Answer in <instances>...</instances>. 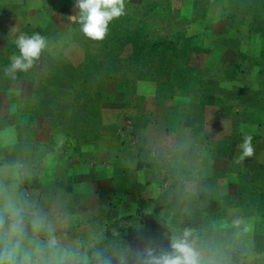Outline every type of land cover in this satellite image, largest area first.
<instances>
[{
    "label": "rangeland",
    "instance_id": "obj_1",
    "mask_svg": "<svg viewBox=\"0 0 264 264\" xmlns=\"http://www.w3.org/2000/svg\"><path fill=\"white\" fill-rule=\"evenodd\" d=\"M181 2L125 0L124 14L109 22L105 39L96 41L86 37L80 24L70 18L79 11L74 6L75 0H0V32L8 40L7 46L0 49V69L5 70L10 66L11 51L17 47V39L21 35L39 33L46 40V47L37 59V68H29L30 71L22 74L33 82V95L18 108L17 122H27L31 117L45 115L50 117L52 130L51 139L43 144L36 145L24 138L13 147L0 148V160L4 158L2 164H9L13 169L7 172L0 167V189L2 187L7 191L13 185L9 176H15L19 200L25 203L21 196L22 188L38 186L42 159L49 152L70 155L78 151L82 155L79 151L87 147L88 152L83 150V153L99 156L100 150L107 161L111 160L113 152L105 148L109 143L105 141L104 145L100 141L103 138L102 130L108 125V129L116 128L119 131L120 143L130 145L134 144L133 140H138L136 133L146 132L153 142L152 148L144 149L163 150V161L169 159L168 154L173 150L171 146L178 142L174 152L175 161L179 164L193 163V167L176 166L178 171L170 176L162 161L159 175L152 181V191L158 188L159 194L174 177V181L180 179L187 182L182 186L176 184L178 206L182 209L190 207L196 187L205 188L207 196H211L217 186L221 192L230 189L227 193H234L241 185L244 196L240 199L242 204L228 214V218L233 219L230 221L232 224H228L231 230L241 228L242 219L255 212L259 195L264 193V169L250 166L251 162L264 164L256 160L258 157L264 158V0H192L190 16L183 18H180ZM196 17H202L203 29L189 34V30L198 26L193 24ZM143 22L151 29L152 33L148 35L150 40L169 37L176 41L177 47L183 49L186 43L184 36L195 35L197 38L200 48L193 49V44L189 43L186 47V50H191L189 55L182 56L178 67L173 66L172 74L164 82L148 79L146 74L139 77L136 69L140 67L148 74L149 65L142 61H128L121 49L123 47L119 46V35L136 26L143 27ZM108 69L110 74H105ZM17 72L11 77H19L16 76ZM95 91H99L100 96L92 101L89 92L94 94ZM160 106L163 107L164 119L161 117L162 110L154 111ZM36 112L39 114L33 115ZM131 118L146 122H140L137 130H131L128 128ZM2 120L5 121L4 118ZM164 126V140L161 145H155ZM24 128H19V133ZM96 129L99 130L98 138L84 142ZM189 131L203 139L204 143L197 146L190 144ZM249 135L255 153L238 162L242 152L239 145ZM207 144L211 147L208 148ZM96 146L98 148L95 150ZM142 156L150 158L145 154ZM151 156L155 159V155ZM207 158L217 160L221 167L212 174L196 171L197 167L208 163ZM118 167L112 168L111 189L113 193L116 190L118 195L127 198L123 188L131 185V176L127 172L117 173ZM219 170L226 172L225 175L229 172L235 174L234 186L222 184L228 176L225 178L224 173L217 175ZM239 176L242 177L241 183ZM69 182L70 177L67 190L71 191ZM99 186L104 194L107 193V183H100ZM135 195L145 199L140 204L141 222L156 221L165 225L171 231L168 239L174 235L183 238L187 232L188 240H194L190 237V231L169 224L170 212L167 209L147 200L145 184L140 191L135 190ZM94 201L91 204L90 201L86 202V211L95 210ZM112 201L115 202V197ZM63 213L61 225L65 226L71 214ZM109 216L118 215H108L100 220L89 215L93 219L90 222L92 233L83 235L87 237L81 241L71 240L70 244L64 238L57 239L56 259L62 264H75L95 257L94 245L104 235ZM122 222L126 224L128 220ZM213 223L227 224L224 219H216ZM113 229L118 236L122 234L117 226ZM212 239V236H208L203 243L206 250L211 249L213 256L200 251V264H242L240 258L222 251L220 243ZM206 256L214 262L208 261Z\"/></svg>",
    "mask_w": 264,
    "mask_h": 264
},
{
    "label": "crops",
    "instance_id": "obj_2",
    "mask_svg": "<svg viewBox=\"0 0 264 264\" xmlns=\"http://www.w3.org/2000/svg\"><path fill=\"white\" fill-rule=\"evenodd\" d=\"M192 0H182L181 2V17L190 16V4ZM197 24V28L194 30H189V34L195 32L196 30L203 29L202 17H196L193 20ZM188 34V33H187ZM8 40L0 32V49L7 46ZM19 55L18 47L13 48L10 57L13 55ZM10 60V59H9ZM38 60L35 59L30 68H37ZM37 62V63H36ZM19 77H11V75H6L4 69H0V116H10L15 120V114L18 111L21 103L30 99L33 95V82L22 75H16ZM163 107H156L154 111H161ZM161 117L164 119L163 110L161 111ZM17 114L16 120H12L0 128V144H13L18 140L17 133ZM140 122H146L140 118H131L128 122V128L137 130L138 124ZM33 127H32V137L34 141L39 143L47 142L52 137V130L50 124V117L45 115H37L33 117ZM137 124V125H136ZM103 128L101 143L105 146L107 150L113 152V157L111 160L107 161V157L100 150L99 156H90L87 147L81 149L82 155L77 152H72L70 155H61L60 153H46L42 159V166L38 174V186H29L22 188L21 196L26 204L30 208L31 213L39 214L45 217L50 223L53 229V235L55 239L64 238V241L71 244V240L78 239L83 240V235L86 233H92L93 219L89 215H94L99 220L108 215H119L123 213H132L137 207V203L134 200H125L121 202H113L112 198L114 193L111 189L110 182L112 180V168L114 166L134 168L137 160V151L139 148H152L151 142H153L152 137L146 132L140 131L137 134L138 140L132 141L134 144L120 143L119 131L114 129ZM149 127V125H148ZM189 127V125H188ZM164 128L162 134L159 135L155 140V145H161L164 140ZM139 131V130H138ZM203 139L195 137L189 131L188 141L192 145L203 144ZM106 141V143H105ZM127 142V141H126ZM202 146V145H201ZM160 147V146H159ZM207 147L210 148L207 144ZM98 148L97 146L95 147ZM178 148V142L171 146L172 152L168 154V160L163 161L164 156L160 151H155L152 149L151 154L153 156V162L150 167H143L141 169L135 170L136 180L139 182H146L145 190L147 191V196L155 197L158 194V188L152 191V181L159 175L158 169L160 168V163L163 161L166 170L168 166H179L191 169L193 163L189 164H179L176 162L174 157V152ZM102 154V155H101ZM77 159V160H76ZM208 163L205 166L197 167L196 171H204L205 174H212L216 168L221 167L216 160L212 158H207ZM256 159V158H255ZM256 160L264 162V158L258 157ZM96 162V163H95ZM0 167L7 172H11L13 169L9 164H0ZM224 175L226 172H223ZM163 174V172H162ZM235 174L229 172L227 180L225 179L222 184L229 183V185L234 186L235 184ZM8 176V175H7ZM10 177V182L13 183L7 189H0V197L4 194L10 195L12 198L19 200V190L17 185H15V176ZM70 177L71 191L67 190V181ZM9 182V183H10ZM107 183L108 189L107 193H103L100 189V183ZM2 183H0L1 185ZM60 185V187L58 186ZM15 185V186H14ZM14 187V188H13ZM230 190V189H229ZM228 190V191H229ZM227 191V192H228ZM16 197V198H15ZM90 198V200H89ZM73 199V200H72ZM83 199H86L85 201ZM94 201L95 210H87V201ZM74 206V207H73ZM92 206V205H91ZM100 207L102 210H100ZM237 206L229 207L227 209V216L225 215L220 220H225L227 224H232L233 219L228 218V214ZM63 212H68L71 214L69 221H66V227L61 225V217L65 214ZM60 213V214H59ZM83 222V223H81ZM101 221H99L100 223ZM65 227V228H64ZM77 229V230H76ZM241 229V230H240ZM232 231L229 238V247L235 250L237 253L243 255V260L245 264H264V213L258 214L256 212L246 215L241 221V228ZM83 232L81 233V231ZM72 231V232H71ZM72 233V238H71ZM65 236V237H64ZM41 239H45L44 234H40ZM189 244L196 249V243L194 240H188ZM66 243V242H65ZM258 245L259 249H255V245ZM256 245V246H257ZM205 256V255H203ZM202 256V257H203ZM207 257V256H206ZM208 258V257H207ZM208 261L214 262L213 260L207 259Z\"/></svg>",
    "mask_w": 264,
    "mask_h": 264
},
{
    "label": "trees",
    "instance_id": "obj_3",
    "mask_svg": "<svg viewBox=\"0 0 264 264\" xmlns=\"http://www.w3.org/2000/svg\"><path fill=\"white\" fill-rule=\"evenodd\" d=\"M142 26L143 27L136 26V28L127 31L125 34H121L118 37L119 46L123 47L121 49L125 52V57L128 61H142L144 64L149 65L148 74L146 70L140 67L136 69L139 77L146 74L148 79L164 82V79L169 78L172 74L173 66L176 65L178 67L179 60L182 56L189 55L191 50H186L189 43L191 45L193 44V49L198 50V48H200L197 45V38L195 35H186L183 37L186 43L182 49L181 47H177L178 44L176 45V41L169 37H158L150 40L148 37L149 32H151L149 25L143 22ZM27 71H18L16 74L22 75ZM108 71L109 69L105 74H110ZM29 77L32 78L31 76ZM89 96L92 101H95L99 98L100 92L95 91L94 94L89 92ZM37 114L39 113L36 112L33 115ZM0 117V128L12 121V118H9L10 116L4 115ZM2 118H4L5 121H3ZM93 119L94 118H91L90 120ZM28 122L30 123V129ZM32 123L33 117H31L30 121L19 122L16 124L18 133L17 142L27 138L33 144H43L34 141L32 137ZM23 124L27 125L25 126ZM21 127L24 129L19 133V128ZM98 136L99 130H92L90 132V137H86L84 142L96 139ZM13 144L1 145L0 148L13 147ZM74 149L77 150V146H75ZM143 154L150 158L145 159L142 156ZM152 160L153 158L150 151L141 147L137 151V160L134 168H117V173L122 174L127 172L126 174L131 176V185L128 188H123L124 193L128 196L127 198L121 197L116 190H114L115 202L134 200L137 203V207L132 213L107 217L105 233L94 245L95 257L86 261H77L75 264H146V256L149 249L153 250L154 255L164 252L170 253L173 251L171 248V241L177 236L174 235L172 239H168L167 237L171 231L165 225L156 221H140V204H143L145 199L142 198V196L139 197V195L137 197V195H135V190L140 191V188L146 184V182H139L136 180L135 170L143 167H150L153 162ZM3 161L4 158L0 160V164L4 163ZM254 165L264 169L263 163L251 162L250 166L254 167ZM167 169L170 176L174 174V171H178L177 167L172 165L168 166ZM218 173L223 174V171L219 170L217 171V175ZM173 179L170 180V183L167 184L157 196H147V200L153 202L156 206L164 207L170 212L169 224L171 226L179 227L191 232L190 237L194 238L197 253L201 251L213 256V253L210 252L211 249L209 251L206 250V248H204L205 243H203V239L206 241L208 236H212L213 242L217 244L220 243L223 247L222 251L230 254L236 259L240 258L242 264H245L243 255L229 247V238L232 233L231 227L229 225H215V223H213L214 220L224 217L229 207L240 206L242 204L240 199L244 196L242 195L241 185L237 187L234 193L221 192L217 186L213 190L214 193L211 196H207L208 192H206L207 190L205 191V188L201 186L196 187L194 196L190 200V207L188 209H182L178 206L179 196L176 194V184L182 186L187 184V182L178 179V177L176 178L178 179L177 181H174ZM240 181H242L241 176H239V183H241ZM186 191L187 190L185 189V192ZM252 195H255V192H252ZM198 199L204 201L199 202ZM254 211L258 214L264 213V193H260ZM123 220H128V222L123 224ZM114 226L120 228V232L122 233L120 236H118L113 229ZM256 245L255 249H259L258 245Z\"/></svg>",
    "mask_w": 264,
    "mask_h": 264
},
{
    "label": "clouds",
    "instance_id": "obj_4",
    "mask_svg": "<svg viewBox=\"0 0 264 264\" xmlns=\"http://www.w3.org/2000/svg\"><path fill=\"white\" fill-rule=\"evenodd\" d=\"M78 14L70 17L81 26L82 33L92 40L101 41L108 33V24L113 18L125 12V0H75ZM19 55L10 57V66L5 74L27 71L46 47L45 37L39 33L31 36L21 35L17 39ZM242 152L238 162L252 157L255 149L252 137L246 136L239 145ZM45 235V239L40 238ZM174 237L171 241L172 252L153 254L149 249L146 264H200L198 253L187 240ZM58 242L48 220L33 214L26 204L20 203L10 195L0 197V264H62L56 259Z\"/></svg>",
    "mask_w": 264,
    "mask_h": 264
}]
</instances>
